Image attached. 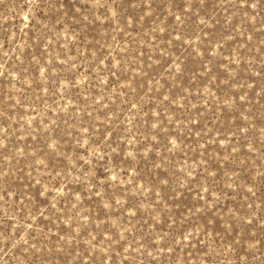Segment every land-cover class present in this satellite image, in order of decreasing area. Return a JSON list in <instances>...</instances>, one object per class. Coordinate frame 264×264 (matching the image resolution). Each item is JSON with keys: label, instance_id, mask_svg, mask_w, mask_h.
<instances>
[{"label": "rangeland", "instance_id": "rangeland-1", "mask_svg": "<svg viewBox=\"0 0 264 264\" xmlns=\"http://www.w3.org/2000/svg\"><path fill=\"white\" fill-rule=\"evenodd\" d=\"M0 264H264V0H0Z\"/></svg>", "mask_w": 264, "mask_h": 264}]
</instances>
